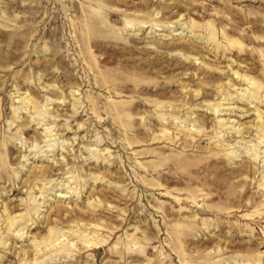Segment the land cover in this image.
Returning a JSON list of instances; mask_svg holds the SVG:
<instances>
[{"label":"rangeland","instance_id":"rangeland-1","mask_svg":"<svg viewBox=\"0 0 264 264\" xmlns=\"http://www.w3.org/2000/svg\"><path fill=\"white\" fill-rule=\"evenodd\" d=\"M0 264H264V0H0Z\"/></svg>","mask_w":264,"mask_h":264}]
</instances>
